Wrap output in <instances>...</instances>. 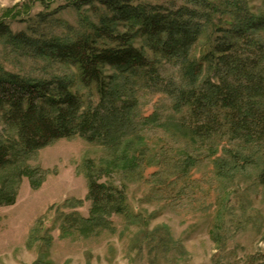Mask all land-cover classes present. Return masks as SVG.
I'll use <instances>...</instances> for the list:
<instances>
[{
  "label": "rangeland",
  "instance_id": "1",
  "mask_svg": "<svg viewBox=\"0 0 264 264\" xmlns=\"http://www.w3.org/2000/svg\"><path fill=\"white\" fill-rule=\"evenodd\" d=\"M243 1V2H241ZM221 10L213 15L194 46L201 59L210 52L219 28L231 29L234 3L259 16L264 0H208ZM182 7L186 0H139ZM93 11H76L67 0H0V18L14 33L67 37L87 28ZM38 36V35H36ZM141 46L138 40L137 47ZM0 68L33 79L77 75L75 68L23 56L0 39ZM207 68V66H206ZM209 77L206 70L204 78ZM180 83L179 71L161 67V83ZM72 90L98 102L74 80ZM138 128L145 137L147 161L130 170L115 166V152L76 137L62 139L30 156L24 165L45 174L40 189L23 177L14 206L0 207V264H259L264 261V184L262 164L238 168L225 178L218 159L231 162L242 151L226 136L197 139L177 131L172 97L163 87H137ZM159 120L142 125L143 119ZM157 118V119H158ZM0 119V141L12 137ZM256 151V152H255ZM118 153V152H116ZM259 161L257 147L243 149ZM257 153V154H256ZM256 154V155H255ZM255 155V156H254ZM154 161H152V159ZM112 162V163H110ZM241 163L239 166H241ZM126 196L127 214L104 216L106 224L82 233L76 220L92 216L89 175ZM223 174V173H222ZM79 227V228H78ZM35 236V240L32 239Z\"/></svg>",
  "mask_w": 264,
  "mask_h": 264
},
{
  "label": "trees",
  "instance_id": "2",
  "mask_svg": "<svg viewBox=\"0 0 264 264\" xmlns=\"http://www.w3.org/2000/svg\"><path fill=\"white\" fill-rule=\"evenodd\" d=\"M67 2L78 12L93 11L97 22L88 16L86 30L46 38L14 33L0 18V39H6L16 52L75 68L77 73L33 79L0 68V119L13 134L0 141V207L16 204L23 177L34 189L41 188L45 174L24 162L62 139L81 137L111 148L116 167L122 163L133 170L147 161L145 137L137 133L140 82L162 86L172 97L180 115L173 126L192 142L226 136L242 148L233 150L231 162L216 160L220 175L225 178L257 162L263 166L260 180L264 184V12L253 15L244 3L223 9L231 13L232 28H219L223 36L215 39L210 52L196 59L194 46L213 23L214 13L221 10L208 0H186L182 7L146 5L139 0ZM163 65L179 71V84L160 82ZM206 70L209 77L204 78ZM76 77L84 89L97 95L98 102L85 101L72 90ZM157 118L141 123L150 125ZM253 147L261 161L244 155L243 149ZM88 175L92 216L88 220L73 217L83 234L106 224L105 215L128 212L123 191Z\"/></svg>",
  "mask_w": 264,
  "mask_h": 264
}]
</instances>
